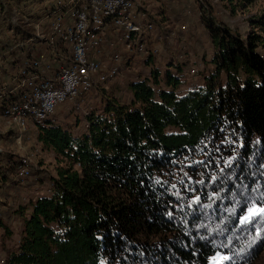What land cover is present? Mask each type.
<instances>
[{
  "label": "trees",
  "instance_id": "obj_1",
  "mask_svg": "<svg viewBox=\"0 0 264 264\" xmlns=\"http://www.w3.org/2000/svg\"><path fill=\"white\" fill-rule=\"evenodd\" d=\"M12 1L5 50L22 55L18 70L31 58L36 19L23 10L13 22L22 1ZM202 18L214 46L203 83L183 91L182 64L170 58L161 69L149 53V75L127 83L130 100L106 97L81 134L31 120L60 165L48 175V194L13 208L22 229L2 264H209L217 251L228 259L216 264L254 258L264 213L244 218L252 204L264 205V37L242 38ZM253 21L264 31V10ZM7 81L1 115L26 91ZM22 164L0 151V182L17 183Z\"/></svg>",
  "mask_w": 264,
  "mask_h": 264
},
{
  "label": "rangeland",
  "instance_id": "obj_2",
  "mask_svg": "<svg viewBox=\"0 0 264 264\" xmlns=\"http://www.w3.org/2000/svg\"><path fill=\"white\" fill-rule=\"evenodd\" d=\"M21 1L22 3H18L19 5L14 8L15 16L23 10L32 13L28 6L33 7L35 11L33 13L38 14L45 11L44 7L50 4L49 0ZM137 1L136 16L153 24L152 31L145 32L143 36L146 51L152 48L157 49L156 53H152L153 63L161 69L170 58L182 64L184 73L181 88L183 91H186L193 83H203L204 75L213 68L210 58L214 52V46L203 23L204 13L210 14L216 22L228 26L242 38L251 32L264 37V31L253 21L264 10V0ZM11 3L15 5L11 0H0V83L8 80L7 74L12 66L9 62V54L5 50L13 40L12 31L6 24L7 14L14 6L10 5ZM47 22H50V19ZM16 35L20 36L21 32H16ZM258 49L264 52V47L259 46ZM104 58H107L104 60L106 65L112 63L109 52ZM144 58H146L144 51L138 53L122 51L119 59L120 70L117 75L107 77L102 82H96L86 97L78 99L76 104L71 100L59 103L54 112L55 121L68 128L73 134H81L85 130L86 114L102 111L106 97L116 96L120 101L128 102L131 97L127 86L128 81L150 73V66L145 63ZM105 70L106 67H101V72ZM36 129L30 121L28 127L20 131L21 137L18 140L19 132L16 124L0 114V151L14 153L27 166H32L31 174L18 179L17 183L11 180L0 182V259L9 250L16 248L21 234L22 222L13 214V208L37 194H48L50 192L48 175L55 174L57 166L60 165L54 151L37 140ZM12 180H14L13 177ZM253 208L259 210L264 208V205L254 203L249 209ZM249 209L245 214L249 213ZM258 226L260 233L257 234L256 239L259 238L262 242L254 258L242 264H264V216L259 217ZM225 256L227 257L228 254L217 251L209 256L208 262L209 264L219 263ZM0 264H2L1 260Z\"/></svg>",
  "mask_w": 264,
  "mask_h": 264
},
{
  "label": "bare ground",
  "instance_id": "obj_3",
  "mask_svg": "<svg viewBox=\"0 0 264 264\" xmlns=\"http://www.w3.org/2000/svg\"><path fill=\"white\" fill-rule=\"evenodd\" d=\"M89 4L92 12L87 13V21L78 28V35L84 38L79 49L80 63L74 65L73 76L66 77L64 83L62 73H73L72 64L78 59L77 50H72L74 38H67V32L75 28V24L80 20L83 6ZM135 5L136 0H59L44 7L45 11H42L40 17L34 21V36L29 38L26 43L31 45L37 40H42L45 41V47L38 50L37 56H31L17 70L15 78L17 83L12 91L20 87H25L26 91L20 102L7 108L4 113V116L16 124L19 132L18 140L21 137L20 131L25 130L31 120H35L37 123H44L48 120L55 121L56 106L45 107V104L41 103V97L44 93H46V97H56L61 92L71 93L68 100L76 104L78 99L86 97L96 82H102L107 77L117 75L120 70L121 61L119 59L122 51L126 53L144 51L147 53L146 56L149 53L157 52V49L153 48L146 51L144 47V33L152 31L153 24L136 16ZM16 18L17 14L12 20L14 21ZM49 19L50 22H47ZM25 20H28L26 16ZM43 22L44 25L42 26ZM100 31L115 33L113 37L115 46L108 48L112 63L106 65L103 60L100 67H95V60L91 52L94 45L103 44V37L95 36ZM66 39L67 42H65ZM53 40H55L54 47H66L70 55L57 68L50 69V75H46L41 64L48 52L52 51ZM26 43L19 42L15 47ZM123 46L130 47L124 48ZM104 54L105 49L103 58ZM101 67H106V70L101 72ZM89 71H93L92 76L84 77V74ZM33 87H35V97ZM64 101H60V103ZM31 171L32 166H27L24 163L19 166L13 178H25L31 174Z\"/></svg>",
  "mask_w": 264,
  "mask_h": 264
},
{
  "label": "built area",
  "instance_id": "obj_4",
  "mask_svg": "<svg viewBox=\"0 0 264 264\" xmlns=\"http://www.w3.org/2000/svg\"><path fill=\"white\" fill-rule=\"evenodd\" d=\"M88 12H92L91 8H90V4L88 6H83V11L80 13L79 22H77L75 24V28L73 30H71L70 32H67V38H74V46H73L72 50H77L78 59H76L74 61V63L72 64L73 65V73H62V75L64 76V83H65L66 77H72L73 76L74 65L76 63H80L79 62V49L81 47V43H82L84 38H82L80 35H78V28L80 26H83L85 21H87V13ZM114 35H115V33H104L102 31H100L99 33H97L95 35V36H102L103 37V44L94 45L92 52H91L93 54V57L95 60V67H100L101 62L103 60L107 59V58H103L104 49L105 48H113L115 46V44H113ZM57 37H58V32H57ZM54 41L55 40H53V48L52 49H54ZM65 42H67V39L65 40ZM123 47L129 48L130 46H123ZM68 52H69V50H64L62 48L61 52H59V53H68ZM23 54H24V52H23ZM17 61L18 60L12 61V62H14V71L16 70ZM13 72H12L11 81L13 80ZM92 73H93V71H89L87 74H84V77H91ZM33 88H34V97H35V87H33ZM70 95H71V93H62L61 92L56 97H46V93H44L43 96L41 97V103H44L45 107L57 106L60 103V101L68 100Z\"/></svg>",
  "mask_w": 264,
  "mask_h": 264
},
{
  "label": "crops",
  "instance_id": "obj_5",
  "mask_svg": "<svg viewBox=\"0 0 264 264\" xmlns=\"http://www.w3.org/2000/svg\"><path fill=\"white\" fill-rule=\"evenodd\" d=\"M59 0H49L48 2L53 3V2H58ZM45 4V3H44ZM136 4L138 5V1L136 0ZM29 10H32V13L35 12L33 10V7L29 6ZM42 12V11H41ZM41 12L37 13H29L30 15L34 16L35 19L40 17ZM46 30V28H44ZM34 44V46H33ZM31 53L30 56L35 57L38 54V50H42L45 47V41L42 40H37L34 43H32L31 45ZM62 48L64 50H68L66 47H54V49H52V51L46 55L44 62L41 64V66L43 67L44 70V74L46 75H50L51 70L50 69H55L57 68L67 57L68 55H70V53H59L61 52ZM108 52V48H105V55H107ZM9 54V62L15 61L16 59H21L22 55L19 54L18 52L16 54H12V53H8ZM57 58V59H56ZM20 62V61H19ZM16 66H19V64H17ZM17 68L14 71V64H12L10 71L8 73V81H7V85H14V83H17V81L15 80L16 78V73H17ZM14 71V72H13ZM13 72V75H15L13 77V80L11 81V74ZM34 129V128H33Z\"/></svg>",
  "mask_w": 264,
  "mask_h": 264
},
{
  "label": "snow or ice",
  "instance_id": "obj_6",
  "mask_svg": "<svg viewBox=\"0 0 264 264\" xmlns=\"http://www.w3.org/2000/svg\"><path fill=\"white\" fill-rule=\"evenodd\" d=\"M257 212H259V213H264V208H261V209H259V210H256V209H254V208H253V209H249V215L246 216V217L244 218L245 222L248 221V220L250 219L251 216L256 215ZM223 259H224V260H227L228 257L225 256V257H223Z\"/></svg>",
  "mask_w": 264,
  "mask_h": 264
}]
</instances>
